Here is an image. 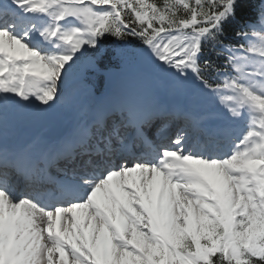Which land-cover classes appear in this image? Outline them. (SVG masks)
Instances as JSON below:
<instances>
[{
    "label": "snow or ice",
    "instance_id": "obj_1",
    "mask_svg": "<svg viewBox=\"0 0 264 264\" xmlns=\"http://www.w3.org/2000/svg\"><path fill=\"white\" fill-rule=\"evenodd\" d=\"M243 7L251 4L0 0V264H264V0L260 24L245 22L235 36L246 44L234 46L226 41ZM130 38L174 91L215 100L222 125L209 132L186 115L156 145L145 130L159 107L133 101L121 123L98 115L44 158L7 146L16 110H51L83 58L102 67L105 45L124 57ZM121 128L146 151L133 153ZM60 158L74 167L57 181L48 168Z\"/></svg>",
    "mask_w": 264,
    "mask_h": 264
},
{
    "label": "bare ground",
    "instance_id": "obj_2",
    "mask_svg": "<svg viewBox=\"0 0 264 264\" xmlns=\"http://www.w3.org/2000/svg\"><path fill=\"white\" fill-rule=\"evenodd\" d=\"M147 67L148 69H146ZM153 72H155V70H153L147 61L144 60L141 69L142 74L125 76L123 73H121L120 79L114 86L113 93L104 95V100L108 102L106 103L109 107H115L117 100L115 99L114 95L116 92L122 91L127 99L128 104L134 101L137 104L145 107L148 104L149 99H153V95L155 94V80L152 75ZM73 78L74 77L71 76V78H69L62 87V96L59 102V107H54L47 112H37L31 115L28 113H22L19 115V117H10L3 134L4 141L10 149H15L17 151H29V148L36 149V143L43 145L41 138L44 136L51 134V136L54 135L56 138H58L59 136H62L67 130H70V134L74 132L77 134L82 129L83 124L88 121V119H90V116L98 115L100 110H104L102 115L108 120L109 126L114 122L112 118L108 117L107 115L109 111L105 110L104 106L106 104H102L101 109L99 111L96 110L93 114L86 110L93 101L95 104L98 103L97 98L94 95V90L91 86L85 84V87H82L79 90L73 87V90L69 94L65 95L66 90L72 86ZM156 90L160 92V95L168 97L169 102L173 105L164 106L161 110L162 112L165 111L166 108H172L170 110L179 112L175 106H184L190 115L197 116L200 119H202L203 115H205L207 119L205 121V126L207 128L212 127L210 125L209 117L213 115V111L212 108L205 103L204 97H200L198 94L192 91H174L167 83L158 85ZM169 95L171 97H169ZM193 102H196V104L193 105ZM192 105L193 107H191ZM115 108L111 109L117 112V109ZM172 119L174 121V117L170 118L171 122ZM117 124L119 123L117 122ZM217 124V122L214 124L215 130L217 129L216 126H220V124ZM161 125L168 127L167 124ZM164 128L156 131L157 135L154 136V139L159 142V144L163 143L161 139L159 140V138L171 132L172 124L167 129ZM123 130L124 128H121V131ZM147 130L151 132L152 128L150 127ZM68 136L66 139H68ZM48 152H50V150H48ZM78 160L79 158H77V161ZM70 161L71 160L64 159V165L56 163L54 168L58 170L59 174L54 172L52 169L50 170V174L54 176V179L64 178L66 177V174L71 172L74 164L72 162L70 163Z\"/></svg>",
    "mask_w": 264,
    "mask_h": 264
},
{
    "label": "rangeland",
    "instance_id": "obj_3",
    "mask_svg": "<svg viewBox=\"0 0 264 264\" xmlns=\"http://www.w3.org/2000/svg\"><path fill=\"white\" fill-rule=\"evenodd\" d=\"M144 60H145L144 57L141 56L140 57V67L139 68L136 67V64L131 63L127 67H125L124 69L121 70L122 73L125 76L126 75L142 74L141 73V69H142V63H143ZM146 69H148V67ZM146 69H145V71H146ZM145 71H143V72H145ZM99 75H102L101 72L98 71L97 67H93L91 65L89 58L85 57L84 59H82V61L80 62L79 66L77 68V70L72 75L74 77L72 86L66 90L65 95L69 94L73 90V87L77 88L79 90L82 87H85L86 83L95 84L97 82V80H98V76ZM152 75H153L154 80H155V82H154L155 83V94L153 95V99L152 98L149 99L148 104H147V108L156 107L158 102L162 103V106H173L169 102L168 97L160 95V92H158L156 90L158 85H163V83H167L168 84V82L165 81L163 76L157 71L153 72ZM75 79H77V80H75ZM76 81H78V82H76ZM63 85H62V87H63ZM114 96H115V99L117 100V102L120 104V107H122L123 110H125L126 107L128 106V104H127V99H126L124 93L122 91H118V92L115 93ZM169 97H171V96L169 95ZM60 100L56 103L55 107H59L60 106V103H59ZM97 101H98V103L95 104V103H93L94 102L93 101L87 107L86 110L90 111L89 113L93 114L96 110H100L101 109V105H102V103H104L105 100H104V97L101 96V97L97 98ZM205 103L207 105H209L212 108V111H213V115L211 117H209L210 125L212 127H215L214 124H215V122H217L218 123L217 125L220 124V126H221L222 118L219 116V114L217 112V102L215 100H213V99L205 98ZM194 104H196V102H193V105ZM193 105L191 107H193ZM175 107L179 110V112H177V113H180L179 115L182 118L185 119L186 115L188 114V111L185 109V107L184 106L183 107L175 106ZM22 113H26V114L28 113V114L31 115V114L37 113V111H33L31 109H18V110L15 111V113H14V115H12V117L13 118L14 117H19V115H21ZM163 113H165V112H163ZM206 120H207L206 116L204 115V117H203L204 123H205ZM109 127H111V125ZM159 127H161V126L158 125L157 128H159ZM216 127H219V126H216ZM178 131H179V128L170 137V141L172 139H174V137L178 133ZM194 138H193V142H196L197 141V135H195ZM170 141H169V143H170Z\"/></svg>",
    "mask_w": 264,
    "mask_h": 264
},
{
    "label": "trees",
    "instance_id": "obj_4",
    "mask_svg": "<svg viewBox=\"0 0 264 264\" xmlns=\"http://www.w3.org/2000/svg\"><path fill=\"white\" fill-rule=\"evenodd\" d=\"M194 2V0H193ZM244 3L251 4V7H243L242 9L238 10L237 20L233 23V25L229 29V36L231 39L226 41V43H231L234 46H239L246 44V41L243 38L236 37L235 32L239 31L242 27H244L245 22L250 25H257L259 23L258 15L255 11L256 6L259 4V0H244ZM245 31H250L249 28H244ZM131 43L129 45V52L135 54L142 45H140L139 41H136L132 38ZM105 48L108 49V55L105 57L103 61V66L98 67L101 70H105L107 68L116 67L118 68L120 61V57H122L119 53V49H114L111 45H105ZM91 51V50H90ZM205 58L214 61L217 65L224 64V57L217 56L216 52L211 51L210 49H205Z\"/></svg>",
    "mask_w": 264,
    "mask_h": 264
},
{
    "label": "water",
    "instance_id": "obj_5",
    "mask_svg": "<svg viewBox=\"0 0 264 264\" xmlns=\"http://www.w3.org/2000/svg\"><path fill=\"white\" fill-rule=\"evenodd\" d=\"M139 60V53L137 55V61ZM119 76V73L116 70H111L107 73V76L105 77L104 81L106 84V90L109 91L112 88V85L115 83Z\"/></svg>",
    "mask_w": 264,
    "mask_h": 264
}]
</instances>
